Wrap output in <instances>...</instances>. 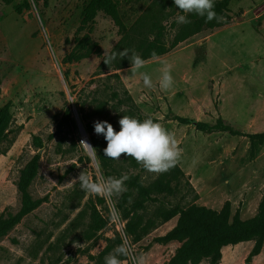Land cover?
I'll return each mask as SVG.
<instances>
[{"label":"rangeland","instance_id":"obj_1","mask_svg":"<svg viewBox=\"0 0 264 264\" xmlns=\"http://www.w3.org/2000/svg\"><path fill=\"white\" fill-rule=\"evenodd\" d=\"M87 1L26 0V8L24 0H0V109L6 108L11 117L7 140L0 146V214L18 211L20 171L35 153L40 155L28 190L39 204L0 238V264H97L105 247L110 245L112 253L120 246L115 236L130 244L113 199L89 194L78 182L80 174L91 180L102 176L84 138L92 148L91 137L107 141L94 130L83 136L77 128L71 133L58 127L64 105L70 106L74 120L81 121L74 99L82 89H97L87 99L96 97L103 103L102 113L89 118L93 125L107 121L119 131L122 116L151 118L174 134L181 149L176 165L185 177L178 191L167 196V208L195 204L220 210L227 204L231 216L247 220L256 214L264 194V0H231L222 15L227 23L202 26L165 53L144 60L138 71L132 70L129 58L121 68H114L116 62L110 68L99 66L123 35L102 12L80 32L89 34L100 55L63 62L74 46ZM119 1L120 19L130 29L153 0ZM164 13L157 22L164 27L167 46L182 13L174 3ZM165 64L171 66L173 84L162 90ZM142 73L151 77V88L144 86ZM219 119L239 134L195 127L197 122L214 124ZM35 136L40 147L33 146ZM114 164L122 165L123 173L138 174L144 186L160 175L124 154ZM158 203L146 202L144 217ZM94 212L106 224L88 239ZM177 218L160 222L130 244L131 254L120 259L121 264H135L139 257L142 264H169L179 243L155 239L172 229ZM254 243L223 247L217 264H264V242L247 261Z\"/></svg>","mask_w":264,"mask_h":264},{"label":"trees","instance_id":"obj_2","mask_svg":"<svg viewBox=\"0 0 264 264\" xmlns=\"http://www.w3.org/2000/svg\"><path fill=\"white\" fill-rule=\"evenodd\" d=\"M1 1L9 4L15 0ZM168 1L169 3H167V0L151 1L140 18L130 29H127L119 16V0H88L82 10L80 26L73 39L74 46L64 56L63 62H77L89 57L93 53L100 55L97 44L90 39L89 34L84 33L80 35L84 27H87L99 12L112 19L120 31L123 32L121 39L113 46L109 55L112 52L119 53L124 49H128L129 53L135 51L143 60H146L165 53L179 42L197 32L204 25L211 28L215 25L220 26L227 23V19H224L222 15H225L224 11L231 0H215L214 11L217 17L213 20L209 21L205 17L190 14L188 16L189 23H175L177 25L173 40L166 46L164 44V27L157 21L158 17L166 14L164 13L166 6H173L172 0ZM22 7H28L26 0H24ZM17 11H20V7L17 8ZM143 28H146V32H143ZM132 42L134 46L130 44ZM105 58L101 60L99 66L110 68V63H104ZM112 62H116L115 69L121 68V66H125L128 62V57L121 59L117 56V59ZM96 90L86 93V90L82 89L74 99V105L81 115L83 127L89 136L94 130L89 118L92 115L102 113L104 109L103 103L96 97L87 99V95L98 92ZM5 109H0V146L7 140L8 136L5 129L8 127L11 118ZM183 120L181 119V121ZM184 121L186 122L187 120ZM58 127L66 128L71 133L76 130L77 127L70 106L64 105L61 117L58 120ZM195 127L202 132L222 131L232 135L239 134L237 129L220 119L214 124L197 122L195 123ZM91 143L103 177L119 178L122 175L128 177L125 181L126 190L119 195H114L112 199L121 218L125 220L124 231L130 244L138 242L160 222L177 215L178 218L175 226L165 235L155 239L159 243L169 241L179 243V246L175 249L173 256L169 260V264H200L201 262L217 264L221 258L223 247L251 240H254L255 243L247 257V261L259 253L264 242V194L258 204L256 214L247 220H242L236 215L231 216L227 204L220 210L195 204L184 208L176 206L174 209H169L166 207V205H170L167 204L169 202L166 201L167 196L173 195L178 191V187L181 184L180 180L185 177L177 165L170 168L167 172L160 173L158 178L144 186L138 174L123 173L121 170L122 165L117 164L118 166H116L114 159L104 156L103 150L107 143L94 137H91ZM41 144L40 138L35 136L33 146L40 147ZM39 159L40 155L35 153L20 171L16 183L17 191L20 195V206L15 213L4 212L0 214V238L6 235L24 215L30 213L39 204L38 200L32 199L28 191L31 182L37 174ZM133 161L135 160L133 159ZM160 197H163V199H160ZM148 201H158L159 203L150 212V215L144 217L147 211L146 202ZM90 224L88 227L90 230L87 236L88 239H91L101 230L106 222L94 212L91 214ZM115 241L117 245L122 244L118 235L117 237L115 236ZM111 248L109 245L98 254L96 258L97 264L100 261L102 264H105V257L110 254ZM122 258H125V256L119 259Z\"/></svg>","mask_w":264,"mask_h":264},{"label":"clouds","instance_id":"obj_3","mask_svg":"<svg viewBox=\"0 0 264 264\" xmlns=\"http://www.w3.org/2000/svg\"><path fill=\"white\" fill-rule=\"evenodd\" d=\"M174 5L179 9L176 22L179 24L189 23V14L205 17L206 20H213L217 17L214 11L215 0H173ZM128 57L131 61L133 71H138L145 66V61L132 51L129 57V50L124 49L112 52L107 55L104 63L109 64L117 59ZM143 84L145 87L153 86L151 77L147 73H142ZM173 84L171 66L165 64L162 70L159 87L162 90L169 89ZM119 131L114 130L113 126L107 121H95L94 132L103 135L107 141L104 148V156L111 159H120L121 155L133 158L137 163L142 164L144 169L149 172L163 173L174 167L181 156V149L172 132L166 130L159 122L151 118L139 120L135 117L122 116L119 121ZM89 150L93 149L89 144L82 141ZM126 175L119 178L98 177L96 180L89 179L88 176L80 174L78 182L85 192L92 195H99L111 199L114 195H119L126 190ZM76 181V180H75ZM131 254V246L127 242L118 246L114 254L110 253L105 257V264H121L119 257ZM143 257L136 258L135 264H142Z\"/></svg>","mask_w":264,"mask_h":264},{"label":"water","instance_id":"obj_4","mask_svg":"<svg viewBox=\"0 0 264 264\" xmlns=\"http://www.w3.org/2000/svg\"><path fill=\"white\" fill-rule=\"evenodd\" d=\"M75 123H76V125H77V129L79 130L80 135L86 133L85 130H84V127H83V125H82V123H81V121H80L78 118H75ZM83 144H84V143H83ZM87 144H89V142H88ZM89 145H90V144H89ZM90 146H91V145H90ZM84 147H85L87 153H88L90 156H92V155H93L92 149L89 150V148H88L87 145H85V144H84Z\"/></svg>","mask_w":264,"mask_h":264},{"label":"bare ground","instance_id":"obj_5","mask_svg":"<svg viewBox=\"0 0 264 264\" xmlns=\"http://www.w3.org/2000/svg\"><path fill=\"white\" fill-rule=\"evenodd\" d=\"M83 136H86V133L82 134ZM85 142L88 143V140L84 138Z\"/></svg>","mask_w":264,"mask_h":264}]
</instances>
